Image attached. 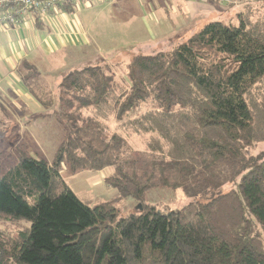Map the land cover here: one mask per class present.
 I'll return each mask as SVG.
<instances>
[{
  "label": "trees",
  "instance_id": "trees-1",
  "mask_svg": "<svg viewBox=\"0 0 264 264\" xmlns=\"http://www.w3.org/2000/svg\"><path fill=\"white\" fill-rule=\"evenodd\" d=\"M242 11L237 24L211 21L168 51L132 55L121 86L101 63L62 77L65 130L53 161L18 150L0 174V221L23 224L0 229V264H264V151L251 152L264 142V12L252 21ZM18 72L46 107L31 83L37 68L23 60ZM104 111L149 133L147 148L109 133ZM63 164L111 167L105 182L118 199L165 188L189 202L120 215L112 201L81 200Z\"/></svg>",
  "mask_w": 264,
  "mask_h": 264
},
{
  "label": "rangeland",
  "instance_id": "rangeland-1",
  "mask_svg": "<svg viewBox=\"0 0 264 264\" xmlns=\"http://www.w3.org/2000/svg\"><path fill=\"white\" fill-rule=\"evenodd\" d=\"M82 2L85 6L78 4L75 12L70 16L72 20L78 22L79 28L84 33L85 45L79 49L74 46L73 48L65 47L62 51L50 50L48 55L41 48L38 52L36 51L35 57L30 56L33 61L36 60L35 65L39 71V76L33 77L31 83L42 93L41 98L47 106L32 103L15 107L2 106L0 111V174L17 162L18 150L25 151L34 158L44 159L48 163L53 161L56 146L61 141L65 130V119L59 104L58 83L70 70L97 63L107 64L116 82L121 86L123 83H128L126 65L132 55L168 51L190 39L209 21L237 24L236 14L241 10H243V17L252 21L264 12V0H252L248 3L250 4L249 9L246 6H237V4H234L235 8H232L224 1L221 4L222 10H219V5L210 9L204 8L203 0H189L188 25L185 17V22L179 20V12L173 13L172 9H169L167 15L166 11L159 7L155 13L164 20L154 27L147 23L146 17L138 19L131 7V0H106L98 3L83 0ZM170 18L174 19L168 22ZM154 21L152 17L151 22ZM171 29L174 31L171 32ZM262 87L264 88V85ZM121 90V87L116 90L117 96ZM147 107L144 105L139 110L144 111ZM87 114H92V109L82 112L84 116ZM106 114L104 121L109 133L119 132L126 137L135 150L147 148L153 138L149 133H131L132 128L125 122L126 117L122 121H117L112 111ZM260 151H264V142L256 144L251 152ZM111 171V167L94 171H71L66 164L61 167V175L65 182L81 200L91 205L112 201L120 215L139 212L141 209L139 205L143 203L151 204L161 212H167L178 209L189 202L181 189L165 188L149 191L146 200L142 202H137L132 198L118 199L117 191L105 182V177ZM20 225L23 226L22 223L0 221V229L6 232L14 233L21 227Z\"/></svg>",
  "mask_w": 264,
  "mask_h": 264
},
{
  "label": "crops",
  "instance_id": "crops-1",
  "mask_svg": "<svg viewBox=\"0 0 264 264\" xmlns=\"http://www.w3.org/2000/svg\"><path fill=\"white\" fill-rule=\"evenodd\" d=\"M82 1L74 0L68 7H59L52 10L43 19L28 15L23 23L17 26L0 28V111L2 106L5 105L15 107L23 104L27 105V103L39 104L21 81L18 66L23 60L38 68L35 65L36 60L33 61L31 57H35L36 51L38 52L41 48L48 55L50 50L62 51L65 47L73 48L74 46L79 49L85 45L86 37L84 33L79 28L78 22L72 20L70 16L75 12L78 4H83ZM91 1L98 3L106 0ZM224 1H226L227 6L232 8H235L234 4L244 7V5L252 2V0H203V7L210 9L219 5V10H222L221 4ZM131 4L138 19L146 17L148 19L147 23L154 27L164 20L155 13V10L159 7L164 9L167 15L169 9H172L173 13L179 12V20L183 22L190 15L189 0H131ZM186 5H188L187 8ZM125 7H127L126 4ZM152 17L155 20L154 22H151ZM173 19H168V22ZM172 31L174 30L171 29Z\"/></svg>",
  "mask_w": 264,
  "mask_h": 264
},
{
  "label": "built area",
  "instance_id": "built-area-1",
  "mask_svg": "<svg viewBox=\"0 0 264 264\" xmlns=\"http://www.w3.org/2000/svg\"><path fill=\"white\" fill-rule=\"evenodd\" d=\"M74 0H0V28L17 26L28 15L45 18L52 10Z\"/></svg>",
  "mask_w": 264,
  "mask_h": 264
},
{
  "label": "water",
  "instance_id": "water-1",
  "mask_svg": "<svg viewBox=\"0 0 264 264\" xmlns=\"http://www.w3.org/2000/svg\"><path fill=\"white\" fill-rule=\"evenodd\" d=\"M139 207H140V205H139Z\"/></svg>",
  "mask_w": 264,
  "mask_h": 264
}]
</instances>
